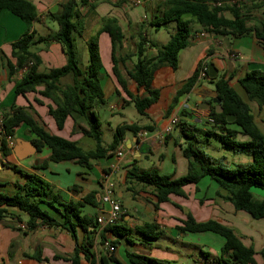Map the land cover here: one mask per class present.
<instances>
[{"label":"trees","instance_id":"obj_1","mask_svg":"<svg viewBox=\"0 0 264 264\" xmlns=\"http://www.w3.org/2000/svg\"><path fill=\"white\" fill-rule=\"evenodd\" d=\"M87 2L88 0H67L62 3L58 13L49 14V20L57 25V31L36 37V32L32 30L33 25L39 22L35 5L28 0H0V13L10 12L27 27L26 33L11 44V58L14 62L6 63L11 76L23 71L21 80L16 84L15 95L25 97L27 94H37L50 100L53 106H48V115L53 119L58 130L63 129L67 118L75 122L74 130H79L76 119L83 120L86 127H81L79 131L84 138L93 141L94 148L84 150L76 142L47 132L28 115L27 110L34 112L31 105L22 108L13 103L10 112L2 114L5 134L13 137L15 129L20 125H25L37 137L34 142L37 149L46 145L51 150L48 161L54 163L74 161L84 168H90L92 161L110 157L112 152L122 144L127 132L135 136L139 132L153 130L151 126L139 127L135 124H123L115 129L108 146L102 144L101 123L95 109L105 106L106 100L100 86V72L103 65L97 37H92L86 42L88 63L83 70L79 68L73 38V34H80L78 8L85 6ZM162 7L160 16L150 22V27L157 30L174 23L175 29L169 35L168 42L150 58L145 56L148 42L144 32L139 36L140 40L136 45L135 54L124 55L120 53L125 37L116 19L103 18L98 32L108 35L113 63L112 74L117 79L121 91L130 99L136 113L143 117H147L146 111L160 98L159 90L152 89L155 75L162 68L177 69L178 53L186 48L193 26H197L200 31L220 37L251 36L264 47V20L257 25L252 24L254 22L253 13L264 8V0H163ZM50 43H57L61 46L66 63L60 68L40 72L39 67L42 65V60L31 51V48L39 44L48 45ZM209 54L210 50L206 55ZM132 57H136V62L130 70L126 71V75L128 80L135 84L137 91H143L140 96H134L127 90L119 71L120 66ZM209 65L211 64L207 61L199 62L193 74L177 91L167 109V114L169 115L175 107L179 97L190 93L201 79L208 80L220 101L219 106L222 108V113H216V107L209 99L207 102L210 105L209 118L214 123L204 136L215 139L221 147L229 148L232 156L245 155L250 158V161L227 166L222 161L224 157L213 159L207 156L196 148L197 139L191 126L177 122L174 127L178 128L187 140L184 145L180 146L187 161L186 175L172 180L169 176L160 175L156 170L143 172L130 170L127 173V180L151 188L155 198L153 206L157 210L160 204L170 201L171 195L184 197V187L197 186L207 179L215 187V197L230 203L236 212H244L253 220H264V200L258 199L254 194L255 191L264 192V134L255 124L248 105L249 102H253L258 109L264 110V72L250 71L238 81L239 87L245 94L244 99L231 87L229 79H225L223 75L210 79ZM203 68H206L204 77L200 78ZM66 78H70L71 82L64 85L62 81ZM38 88L41 90H37ZM34 101L42 105L40 100L35 99ZM183 113L184 111H181V115H184ZM227 116H233L234 121L228 123ZM240 137L245 140L239 139ZM0 151L5 157L10 153L3 139H0ZM22 176L25 181L23 184H15L14 194L7 195L0 192V221L9 218L20 223L21 220L9 211L20 212L27 218L25 230L22 231L24 236L40 227H62L40 206L46 204L52 208L53 203L60 202V196L53 195L51 186L38 176L23 173ZM49 198L51 201L48 200ZM99 204L96 193H90L81 202L62 204L64 211L62 217L65 222L69 224L71 230H74L75 226L80 227L85 232L86 240L85 244L77 245L71 255H56L55 259L79 264L82 255V259L90 263L119 264L113 258V253L106 251L104 255L96 258L95 254L89 251V247L95 243L102 246L105 242H108L114 249L115 243L109 240L110 236L122 238L131 233L128 228L118 223L107 226L100 232L97 225L98 216L89 217L82 214L84 205L97 207ZM157 229L156 225L147 224L137 228L136 232L146 239L154 240L159 236ZM16 230L21 231L19 228ZM177 230L183 234L208 232L221 237L224 244L220 249V256L214 259L216 262L254 264L256 253L252 246L246 247L242 243L245 237L237 235L233 228L218 221L197 222L188 214L182 226L177 227ZM203 255H207L206 260L209 259L208 252H203ZM258 255L264 261V248L258 252ZM127 258L131 264H170L131 253H127ZM34 259L41 262L39 255Z\"/></svg>","mask_w":264,"mask_h":264},{"label":"crops","instance_id":"obj_2","mask_svg":"<svg viewBox=\"0 0 264 264\" xmlns=\"http://www.w3.org/2000/svg\"><path fill=\"white\" fill-rule=\"evenodd\" d=\"M28 1L35 5L37 17L39 18V22L32 27V30L36 32V37L53 34L57 27L54 22L49 20V14L58 13L60 5L67 0ZM149 1L153 0H146L142 5L146 13L152 16L149 21L147 18L137 21L135 15L129 13L130 9L125 0H88L85 6H79L78 11L79 21L85 20L82 28L83 34L85 31H90L93 25L98 24L95 30L103 65L100 72V86L105 96V106L111 96L116 97V103L108 105L109 118H100L99 111L104 106L95 109L101 123L102 144L108 146L112 141L115 129L123 124H135L139 127L151 126L153 130L151 132H139L135 136L127 132L122 144L112 152L110 157L92 161L90 162V168H84L74 161L60 163L48 161L51 150L46 145H42L40 149H37L34 144L37 137L29 131V128L25 125L17 127L9 155L5 157L0 151V192L7 195L14 194L15 184H23L25 181L22 173L38 176L51 186L53 195L58 194L60 196V202L53 203L52 208H49L46 204L40 206L62 227L37 228L28 234H33L31 255L24 254L22 246H19L9 256V248H14L11 239H20L17 235L19 231L16 229L20 225L25 226L27 221V218L20 212L9 211L13 216L18 217L21 222L18 223L9 218L0 221V231L8 236L7 239H10L4 247L7 250L6 253L0 254V263L71 264L70 261L57 260L55 256L71 255L77 245L85 244L86 236L85 232L78 226L71 230L69 224L62 217L64 212L62 204L81 202L90 193H96V198L99 201L101 175L111 165L115 164L117 165L114 174L115 191L122 209L121 217H119L117 223L131 231L126 237H109V240L115 243L112 253L113 258L119 264H131L127 258V253L154 258L170 264H227L214 260L220 256V249L224 244V240L222 244L219 242L215 246L212 245L214 250L211 247L207 248V251H210L208 252L209 259L206 260L205 256L207 255H203L204 251L201 250L206 244L204 242L206 235H203L205 233L183 234L178 232L177 227L182 226V222L186 220L188 214L197 222L215 220L233 228L237 235L245 237V239H242V243L246 247H253L256 253L254 264H264V261L258 255V252L264 248V220H253L244 212H236L230 203L215 197V187L210 181L204 179L197 186L184 187V197L171 195L169 197L170 201L160 204L156 210L153 206L155 198L152 195V189L127 180V173L130 170L138 172L156 170L160 175L169 176L172 180L180 179L186 175L187 161L180 146L184 145L187 140L176 127H173L169 133H166L165 130L172 118H176L180 124L191 126L194 131L203 135L211 129L212 124L208 121L209 111L201 109L200 106L208 104L209 92L214 90L213 86L208 80L201 79L190 93L178 98L177 104L169 115L167 109L177 91L193 74L199 62L207 61L212 64L216 69L217 76L223 75L225 79H229L231 87L244 99L245 94L239 87L238 81L250 71L264 72V47L251 36L241 38L220 37L200 31L197 26H193L186 48L178 53L177 69L162 68L154 77L152 89L159 90L160 98L155 105L146 111L147 117L145 119H147V122L143 124L134 123L128 116L123 114L126 108L133 107V105L125 93L121 91L117 79L112 74L113 63L111 60L110 39L107 34H99L98 32L103 18L116 19L125 37L120 54L133 53L126 48L127 45H132V41L130 37H126V33L130 30H138L139 26L145 27L144 32L152 28L150 22L155 17H159L163 10V7L157 9L159 6L152 8L153 4L147 3ZM155 1L160 2V0ZM259 13L264 14V8ZM50 23H54V26L51 27ZM162 28L165 29L166 26ZM174 29L175 27L166 32L168 40ZM26 31V25L18 17L8 11L0 13V112L2 114L10 112L13 103L22 108L31 105L36 113L31 110H27V113L39 126L53 135L76 142L83 148L85 138L79 131L81 127H86L83 120L76 119L77 129L79 130H74L75 122L71 118H67L63 129L58 130L55 122L48 115V106H53L50 100L37 94H27L25 97L15 95V87L17 82L21 80L23 71L16 72L11 76L6 63L8 61L14 62L11 58V44L20 39ZM158 31L160 29L156 30V32ZM145 36L147 35L145 34ZM89 39L88 37L82 38L85 46ZM147 45L153 47L146 50L145 53V56L150 58L156 54L158 49L155 48L154 43L148 42ZM208 50H210V54L206 55ZM31 51L36 53L42 60V65L39 67L40 72L60 68L66 63L61 46L57 43L39 44L32 47ZM135 58L132 57L131 60L120 66L119 71L121 78L126 83L127 90L134 96H140L143 91H137L135 84L128 80L126 75V71L130 70L135 64ZM87 63L88 56L86 57ZM37 90H41V88ZM35 99L40 100L42 105L36 104ZM248 105L252 111L255 124L262 130L258 125L257 118L264 122V110L258 109L253 102H249ZM181 111H184V115H181ZM115 116H119L121 121L115 123L114 130L109 129L111 140L109 143L104 144L102 123L108 122L110 124ZM239 139L245 140L242 137ZM93 148L94 145L91 149ZM117 151L122 154L120 158L115 156ZM249 161L250 158L245 155H234L229 165L233 166V164ZM45 162L46 165H44ZM148 162L150 163L149 167L145 165ZM71 188L72 190H70ZM262 197L259 196L258 199L264 200ZM200 200H202V204H200ZM102 212L106 214L108 207L99 204L97 207L84 205L82 208V214L89 217L99 216ZM147 224H154L158 227L159 236L156 239H146L136 232L137 228ZM210 237L214 238V236ZM89 251L98 258L99 255H104L107 249L104 245L101 246L95 243V245L89 247ZM23 254L25 258H28L27 260L23 258ZM7 255L9 258L5 260ZM37 255H39L41 262L34 259ZM31 256H33V259H31ZM80 258L79 264H98L83 260L82 255Z\"/></svg>","mask_w":264,"mask_h":264},{"label":"rangeland","instance_id":"obj_3","mask_svg":"<svg viewBox=\"0 0 264 264\" xmlns=\"http://www.w3.org/2000/svg\"><path fill=\"white\" fill-rule=\"evenodd\" d=\"M127 3V2H126ZM149 4H153L152 8H156V6H159L157 9H160L162 7V2H158V1H149L147 2ZM129 10V13H131V15H135V18L137 19V21H140L143 18H147V20L149 21L151 19L152 16H150L148 13H146V11L144 10V8L142 6H132L129 3H127ZM154 11V10H153ZM157 12V11H156ZM227 17H229V15H226ZM253 20L254 22L252 24L256 25L257 23H259L260 21L264 20V14H261L259 12H254L253 13ZM84 21H80L79 23V32L80 34H73V38H74V46H75V50H76V54H77V59L79 62V68L81 70H83L86 67V57L88 56L87 53V47L84 44V41H82V38L84 37H88L92 38V37H97L96 35V28L98 26V24L93 25L90 31H85L84 34L82 33V28H83V24ZM148 23L146 22V25ZM51 27L54 26V23H50ZM145 26V25H144ZM57 27V25H56ZM175 24L174 23H170L166 26V28H162L160 29V31L156 32L155 29L153 28H149L147 30L143 28V26H139L138 30H130L128 31L127 34V38L130 37V40L132 41V45L129 46L127 45V49L128 51H132L134 54L136 52V45L140 40V35L139 33H145L146 39L149 43H154L155 48L156 49H161L162 46L164 45V43H166V41L168 40V36H167V31H170L171 28H174ZM55 29V27H54ZM57 31V28L55 29V32ZM133 37V38H132ZM153 47L150 45H147L146 50L152 49ZM130 49V50H129ZM136 61V58H135ZM63 84H69L71 82L70 78H66L63 81ZM108 104L106 106H104L100 111H99V115L101 119L104 118H109V111H108V105H113L116 103V97L115 96H111L108 99ZM126 116H128V118L133 121L134 123H146L147 119H145V117L140 116L136 113L135 109L133 107L130 108H126V110L124 111V113ZM256 115V114H255ZM118 121H121L119 116H115L112 119V122L109 124L108 122H103L102 123V127H103V132H104V136H103V143L107 144L110 142L111 140V135L109 132V129L114 130L115 128V123H117ZM257 122L259 123L258 125L262 128L261 132L264 134V122L261 119L257 118ZM200 129V128H199ZM195 137L197 139V143L195 144L196 148L203 151L207 156L213 158V159H221L222 157H224L225 159L222 160L224 164H226L227 166L229 165V163H231L232 160V151L229 148L226 147H221V145L219 144L218 141H216L213 138H206L202 133L200 132H194ZM85 144L82 146L84 149H91L94 145L93 141L90 139L85 138L84 139ZM245 163V162H244ZM149 162L145 165H147L149 167ZM207 180V179H205ZM254 194L257 196V198L259 196H263L262 198L264 199V192L261 191H255ZM18 237L20 238L19 240H15V239H11L12 243H14V248L10 247L9 251H8V255H12L15 251V249L17 250V248L19 246H22V251L25 254L31 255L32 253V249H33V234L28 235V236H24L22 234V232L20 231L19 233H17ZM203 235H206L204 242L206 243L205 246H203L201 248L202 251L204 252H209L210 250L207 251L208 247H211L212 250H214L215 245H217V243L223 242V239L217 235L211 234V233H205ZM210 236H214V238H211ZM8 236H6V234L2 231H0V254H5L6 253V243L10 241V239H7ZM13 238V237H11ZM11 243V244H12ZM211 245V246H210ZM213 245V246H212ZM23 254V258L25 260H27L28 258H25ZM6 256L5 260H8L9 256Z\"/></svg>","mask_w":264,"mask_h":264},{"label":"built area","instance_id":"obj_4","mask_svg":"<svg viewBox=\"0 0 264 264\" xmlns=\"http://www.w3.org/2000/svg\"><path fill=\"white\" fill-rule=\"evenodd\" d=\"M125 1L132 6L138 7V6H142L146 0H125ZM160 1H163V0H160ZM205 70L206 68H203V70L201 71L200 78L204 77ZM208 121L211 124L214 123L213 120L210 118ZM176 123H177L176 118H172L165 130L166 133H169ZM0 137L1 139L5 141L7 148L11 149V147L13 146V137L7 136L5 134L1 112H0ZM115 156L117 158H120L122 154L121 152L117 151ZM116 170H117V165L115 164L111 165L106 171L103 172L99 180V187H100L99 201L102 206L108 207V212L106 213L107 217L105 218L99 215L97 218L98 230L100 232L107 226L115 225L118 222L119 216L121 214V207L119 205V200L117 198L116 191H115L114 174ZM19 228L21 230H25L24 225H20ZM104 246L109 253L113 252V248L109 245L108 242H105Z\"/></svg>","mask_w":264,"mask_h":264},{"label":"water","instance_id":"obj_5","mask_svg":"<svg viewBox=\"0 0 264 264\" xmlns=\"http://www.w3.org/2000/svg\"><path fill=\"white\" fill-rule=\"evenodd\" d=\"M208 75H209L210 79H214V78L217 77L216 69H215V67L212 64L209 65ZM209 97L211 99L212 104H214L215 107H216V113H218V114L222 113V108L219 106L220 105V101L217 99V95H216V92L214 90L209 92ZM200 108L201 109H205V110H209L210 109V105L209 104H202L200 106ZM226 120H227L228 123H231V122L234 121V117L233 116H227ZM32 147H33V145H32ZM121 212H122V209H121ZM100 216H103L105 218L107 217L105 213L100 214ZM119 217H121V215Z\"/></svg>","mask_w":264,"mask_h":264}]
</instances>
